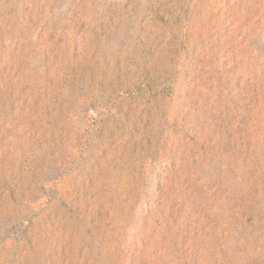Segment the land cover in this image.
Here are the masks:
<instances>
[{"label":"rangeland","instance_id":"obj_1","mask_svg":"<svg viewBox=\"0 0 264 264\" xmlns=\"http://www.w3.org/2000/svg\"><path fill=\"white\" fill-rule=\"evenodd\" d=\"M0 264H264V0H0Z\"/></svg>","mask_w":264,"mask_h":264}]
</instances>
